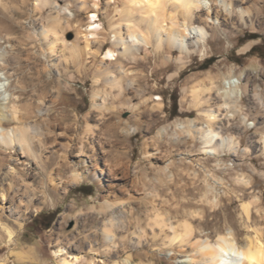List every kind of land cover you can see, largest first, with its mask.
Here are the masks:
<instances>
[{"label": "rangeland", "instance_id": "obj_1", "mask_svg": "<svg viewBox=\"0 0 264 264\" xmlns=\"http://www.w3.org/2000/svg\"><path fill=\"white\" fill-rule=\"evenodd\" d=\"M87 1L88 7L83 12H77L69 0L58 2L60 8H66L75 17L65 31L57 34L60 39L52 45L49 56L53 66H46L48 61L42 54V51L46 54V47L40 36L33 35L36 30L33 20L41 18L43 25L48 27L52 10L42 9L36 5L37 0H0V79L6 84L5 102L10 100L4 105L5 113L10 112L14 104L22 112L24 108L30 111L27 121L31 124L38 122L44 128L48 125L51 130H44L51 143L46 145L47 151L51 145L70 141L76 132L79 133L83 120L90 119L93 126L98 125L96 132L102 140L95 147L98 165L107 170L101 175L104 181L101 189L86 178L63 192L53 187L48 174L58 173L57 164L62 155L69 165L77 158H86L78 157L74 145L69 147L67 154H60V159L57 158L52 166L55 170L47 174L22 154L15 155L0 147V260L3 264H63L62 259L72 262L66 264H115L130 255L132 264H190L191 258L196 264H210L204 262L194 248L196 240L213 242L219 234L231 231L237 243L243 244L245 236L253 232L244 227L241 204L256 198L259 200L251 206V225L264 239V149L260 148L263 129L259 127L262 116L256 114V100L252 96L255 87L260 96L264 95V0H257L258 10L252 27L212 28L209 32L214 37L209 38L204 56L196 52L190 58H183L182 70L174 61L177 51L169 61L163 58L166 52L158 59L151 48L145 66L128 64L126 68L143 88L149 105L157 102L156 97H160L162 103L159 112L147 108L140 115L139 123L130 111H117L116 104L109 100L105 101V107L110 112L106 111L101 120L93 118L97 115L91 111V96L96 90H102V83L97 82L93 71H77L64 46L76 40L78 31L89 25L93 13H96V22L106 29L107 22L99 9L107 2L122 5L125 0ZM247 45L249 49L241 52ZM253 46L256 52L245 55ZM109 47L108 40L98 60L106 58ZM60 59L65 61L66 71L58 75L55 68ZM194 75H209L215 82L216 86L209 93L218 116L215 126L224 136L238 142L236 153L225 150L220 155L205 154L197 140L191 142L182 138L172 142L155 137L161 127H168L170 135L175 125L187 119L204 123L203 110L189 105ZM142 76L145 81L140 78ZM227 76L240 77L245 87L241 100L230 103V107L224 105L223 95L219 93L223 90L220 82ZM131 96L134 103L140 101V97ZM109 105L113 109H109ZM175 106L176 114L173 115ZM41 108L44 110L38 113ZM11 112L6 113L8 118ZM244 117L255 120L257 129L248 130ZM110 119L121 120L113 138L103 126ZM17 126L18 122L10 119L0 126V135ZM243 149L248 150L244 152ZM166 164L175 175L170 182L161 174ZM70 171L62 169V181L70 177ZM81 186L89 195L79 192ZM153 187L171 205L169 209H159L167 224L164 233L171 235V228L183 220L190 223L192 231L184 246H179L177 240L172 245H161L159 238H150V218L154 212L145 193ZM104 201L109 204L115 201V205L108 210ZM112 217L120 218L123 224L114 221L115 245L108 248L102 229ZM7 227L13 231L12 239L4 231ZM142 230L145 235L135 246L134 241ZM57 251H61V255ZM18 252H26L27 256L18 260ZM182 259L188 261L179 263Z\"/></svg>", "mask_w": 264, "mask_h": 264}, {"label": "bare ground", "instance_id": "obj_2", "mask_svg": "<svg viewBox=\"0 0 264 264\" xmlns=\"http://www.w3.org/2000/svg\"><path fill=\"white\" fill-rule=\"evenodd\" d=\"M59 1L63 0H37L36 2V5L43 7H41L42 9L48 7L52 10L48 16V27L43 25L41 18H39V21H37L38 19L33 20L34 28H36L33 35L40 36L46 47V54L42 51L48 61L46 66H53V63H50L49 56L52 45L60 39L57 34L68 27L72 23L73 17H75L66 8H60ZM69 1L77 12H83L88 7L87 0ZM257 3V0H125L122 5L115 1L102 4L103 6L99 10L102 11V18L107 22V28L105 29L100 23L96 22V13H93L90 16L91 22L84 30L78 31L76 40L64 46L69 50L77 71H93L98 80L97 82L102 83V90H96L91 96V111L97 115L93 118L101 120L104 117V113L108 110L105 107V101L107 100L111 101L112 104H116L115 108L119 112L130 111L136 123L140 122V115L149 107L159 112L162 108L160 97H156L154 100L157 102L150 106L149 98L143 96V88L136 83L135 77L126 66L128 64L131 66L132 64L145 66L149 62L150 54L148 50L151 48L158 59L166 52V55L164 54L165 56L162 55V57L169 61L172 60L173 52L177 51L178 57L174 61L179 63L180 70H182L185 63L183 58H190L196 52H199L200 56H204L209 38L214 37L209 32L212 28L217 29L221 26L232 29L237 26L252 27L258 10ZM94 4L97 6L98 3L94 2ZM38 12H40V7ZM108 40L110 47L105 53L106 58L98 60V55ZM249 47L250 45L245 46L241 49V52L246 51ZM64 62L60 59L57 69L55 68L58 75L66 71ZM156 63L157 59H155ZM140 78L146 80L144 76ZM192 82L189 105L203 110L201 114H204V123L199 124L195 119H187L185 123L175 125V130L170 135L168 127H161L157 130L155 137L159 140L171 139L172 142H177L182 138L191 142L197 140L202 144V153L205 154L220 155L225 150L236 153L239 146L238 142L233 137L224 136L220 129L215 126L218 116L214 113L213 102L210 101L209 96L211 88L216 86L215 82L209 75L195 76L192 78ZM220 84L223 85V90H220L219 93L223 95V103L228 107H230V103L238 102L245 94L243 80L240 77L227 76ZM252 90V96L256 100L255 112L262 116V121L259 122V127L263 129L261 134L262 146L260 148L264 149V95L260 96L256 87ZM5 92L6 84L0 79V126L5 122L8 123L10 119L16 120L18 126L0 135V147L10 151V153L14 152L15 155L22 154V157L33 161L38 167L37 169L47 174L48 171H52V166L60 154L62 152L67 154L70 150L69 147L74 145L78 157L85 156L86 158H77V161L69 165L66 162V156H60V162L56 163L58 173L55 175L49 173V182L55 189L63 192L69 186L82 182L86 178L92 180L99 189L104 187L101 175L105 174L107 170L105 166L98 165V158L95 153L96 145H100L102 141L101 135L97 133L98 131L96 132L98 125L93 126L90 119L85 118L79 133L76 132L70 141L65 144L51 145L47 151L48 147L46 145L51 143H49L50 138L46 131L51 130V128L49 129L48 125L44 128L38 122L31 124L27 121V115L30 111L24 108L22 112L14 104L10 106V112L11 109L12 112L10 114L11 118H8L7 114L10 112L7 110L6 113H8H5L4 105L9 104L10 100L7 103L5 102ZM205 93L207 95H204ZM131 95L140 97V101L134 103ZM111 108L110 106L109 109ZM43 110L44 108L39 109L38 113ZM107 112H110V110ZM120 122L121 120L115 122L110 119L103 125L110 132L111 138L117 135ZM256 126L257 123L252 120L251 128H256ZM72 131L75 132V127ZM247 150L243 149L244 152ZM192 161L193 159L189 160L190 163ZM198 165L201 166L200 163ZM67 168L71 170V175L66 181H62L60 173L62 169ZM161 174L169 182L175 177L168 168V164L163 167ZM192 175L195 178L196 173L193 171ZM156 189L153 187L145 193L154 212V216L150 218V238H159L161 245L166 243L172 245L177 240L179 246H184L183 244H186L187 236L192 231V227L187 220H183L175 228H171L173 229L171 235L164 233L167 224L159 209L161 207H168L169 209L171 205L168 199L162 197ZM1 197H3V194ZM129 197L131 199L132 196ZM258 200V198L254 199V201ZM254 201H245L241 204L244 227L251 230L253 234L245 236L244 243L241 245L237 243L231 231L219 234L213 242L206 239L196 240L194 248L199 252L204 262H210V264H262V261H264V239L261 238V233L257 228L255 229L251 225V206ZM108 202H105V206L108 210H111L112 206L115 205V201L113 204ZM113 217L108 221V225H104L102 229L108 248L115 245L116 234L112 230L114 221L122 223L120 218ZM153 228L157 231L155 232ZM4 231L9 239L13 238L11 229L7 227L4 228ZM144 235L145 231L139 232L137 241H134L135 246L140 244L141 237ZM60 253L61 251H57L58 255H61ZM16 256L18 260H23L27 253L18 252ZM76 259L77 257H75ZM2 261L0 260V264H3ZM187 261V259H182L179 260V263ZM189 261L190 264L197 263L192 258ZM68 262L71 261L62 259L63 264ZM115 264H132V258L127 255L122 262H116ZM136 264L152 263L139 262Z\"/></svg>", "mask_w": 264, "mask_h": 264}, {"label": "trees", "instance_id": "obj_3", "mask_svg": "<svg viewBox=\"0 0 264 264\" xmlns=\"http://www.w3.org/2000/svg\"><path fill=\"white\" fill-rule=\"evenodd\" d=\"M256 47L255 46H253L245 55H252L254 52H256ZM176 114V106H175V110H174V113H173V115H175ZM82 188H85V187H79L78 188V190H79V192L81 191V192H83V193H85L84 191H82L83 189ZM86 195H89V192H87V193H85ZM35 220H33V222H34Z\"/></svg>", "mask_w": 264, "mask_h": 264}, {"label": "built area", "instance_id": "obj_4", "mask_svg": "<svg viewBox=\"0 0 264 264\" xmlns=\"http://www.w3.org/2000/svg\"><path fill=\"white\" fill-rule=\"evenodd\" d=\"M241 100V99H239ZM253 119L252 118H249V117H244V121H245V127L248 129V130H253L254 128H251V121Z\"/></svg>", "mask_w": 264, "mask_h": 264}, {"label": "snow or ice", "instance_id": "obj_5", "mask_svg": "<svg viewBox=\"0 0 264 264\" xmlns=\"http://www.w3.org/2000/svg\"><path fill=\"white\" fill-rule=\"evenodd\" d=\"M262 264H264V261H262Z\"/></svg>", "mask_w": 264, "mask_h": 264}]
</instances>
